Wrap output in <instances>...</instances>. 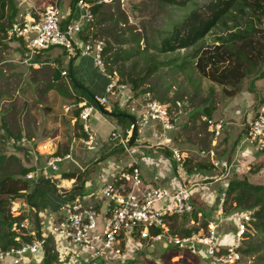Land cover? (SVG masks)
<instances>
[{
	"label": "rangeland",
	"instance_id": "obj_1",
	"mask_svg": "<svg viewBox=\"0 0 264 264\" xmlns=\"http://www.w3.org/2000/svg\"><path fill=\"white\" fill-rule=\"evenodd\" d=\"M4 1L6 12L11 6L10 12L15 11V21H21L35 9L42 10L49 4H56L61 8L62 16L71 24L75 23L73 17L64 15L68 13V6H72L73 0ZM211 1L213 0H191L185 8L168 6L160 0H127L123 4L114 2L105 5L89 24L92 42L102 41L105 46L102 56L105 74L117 84L127 87L130 95L137 101H142L143 104L151 100L157 101L168 108L174 125L168 137L182 156V167L188 173L200 175L196 182L197 190L192 191L191 202L200 198L204 206L196 200L198 206L192 204L195 211L193 215L173 220L170 230L178 236L184 235L190 229L200 233L207 232L211 225L207 222L209 216L218 233L221 231V235L235 234V226L229 218L233 213L244 210L235 209V204L230 201L228 208L231 205V213L223 212L224 182L246 180L250 184L264 186V154L261 153L259 156L263 160H259L251 168L240 160L237 162V172L228 171L226 177L219 178L220 175L213 172L214 161L232 160L233 152L241 141V123L245 118H250V113H255L264 102V61L247 72L234 95L230 94L233 91L231 87L213 83L203 77L196 67L197 60L206 52L214 51L221 44L222 38H229L238 29L244 30L247 27V16L234 11L225 24L219 25L193 48L172 54H161L158 50L162 40L172 32L174 26L182 23L191 11L203 8ZM102 16L107 18L102 19ZM7 23L6 20L2 22L3 25ZM138 39L139 44L136 43ZM26 51L24 44L18 40L7 41L0 47V179L5 176L19 179L24 168L33 167V171L40 169L48 154L41 155L39 147L47 145L52 153L60 154L64 159L50 177V182L62 193H74L75 188L84 183L86 171L87 183L83 195L90 193L96 189L101 171L112 172L120 160L119 157L128 155V152L123 151L120 140L113 139L114 148L110 155L96 154L102 144H107L104 140L107 136L106 129L100 131L97 145L90 148L84 144V138H79L82 131L75 118L76 110L72 108L70 112L66 111L67 107L75 105V96L79 93L73 91V95L70 94L69 97L55 89L58 85H67L63 84V80L58 84L54 82L55 71L60 73L62 69H66L70 76L71 72L73 75L78 70L70 66L71 59L64 48L54 47L44 52L43 56L35 60L39 62L38 66L32 65L34 60H30ZM195 54L197 58L189 59ZM54 55L59 56L53 60L48 59ZM81 58L84 61L83 70L93 78L104 75L95 66L92 57ZM153 66H157V70L151 72ZM73 79L78 81L74 76ZM91 95L96 99L93 93ZM206 118L223 120L226 124L224 134L228 138L223 134L217 146H214ZM122 137L129 141L128 134H122ZM12 139H25L28 143L24 146H12ZM228 141L231 142L230 145ZM167 149L164 151L165 148H162L161 151L168 154L169 148ZM211 151L214 156H211ZM254 152L256 153L255 149L246 143L241 156L244 159ZM101 160L103 164L95 167V163ZM78 165L84 169L80 170ZM211 172L214 173L213 176H210ZM70 173L82 174V177L74 182L65 181L63 175ZM41 188L33 201L40 206V220L38 212L32 211L25 199L15 201L13 205L20 204L19 213L28 220V232L36 233L40 222L43 232L50 234V209L57 205L55 202L61 200L54 199L56 195L52 187ZM101 204L104 205L103 202ZM199 206L207 208L203 211ZM130 247L131 255L127 257L125 264H216L207 258L196 261L193 256L173 250L171 246L165 248L163 244L142 243L137 246L130 242ZM55 248L53 239L50 238L47 252H41L38 255L39 263H35L46 264L44 261L48 254L50 258L47 264H63ZM253 248L257 249L251 250ZM239 253L241 261L238 264H260V259L264 258V231L256 229L251 223Z\"/></svg>",
	"mask_w": 264,
	"mask_h": 264
},
{
	"label": "built area",
	"instance_id": "obj_2",
	"mask_svg": "<svg viewBox=\"0 0 264 264\" xmlns=\"http://www.w3.org/2000/svg\"><path fill=\"white\" fill-rule=\"evenodd\" d=\"M126 1L77 0L76 8L81 10L82 17L79 23L74 24L62 16L58 5L49 4L42 10L35 9L28 13L21 21L16 20L8 32V38L22 41L30 59L54 47H62L69 58L92 57L95 66L105 74L102 62L104 43L92 42V39L83 42L80 36L84 26H88L93 20V8L96 5L114 2L123 4ZM67 76L66 71L62 72V77ZM126 88L110 78L105 90L106 96L101 97L99 103L106 104L108 97H117ZM75 107L80 109L76 120L87 136L84 142L91 146L94 135L90 119L97 111L96 107L83 101L67 107L66 111L70 112ZM149 123L158 125L166 136L174 129L168 108L157 101L151 100L145 104V110L137 125L145 127ZM206 123L217 146L226 124L223 120L211 118H206ZM242 128L243 141L251 145L257 153L264 154V102L252 117L244 119ZM112 137L120 140L121 146L129 153L128 140L116 132ZM27 143L25 139L11 141L12 146H24ZM47 154L44 165L30 172L24 179L32 186L39 184L40 179L52 177L64 161L63 157L54 156L51 149H48ZM173 155L178 164H181V154L175 151ZM213 165L216 169H222L223 175L225 172L227 175L229 165L226 162L214 161ZM105 176L99 193L100 199L96 196L94 203L85 204L78 193L60 195V206L50 212V234L43 232L40 222L36 233L28 232V220L25 219L21 227L25 229V235L32 236L33 239L6 251L0 250V264H30L41 252H47L50 238L53 239L59 260L63 264H125L127 257L131 255L130 242L137 246L142 243L163 244L165 248L171 246L193 257L208 258L216 264H238L241 261L239 251L249 232L252 221L250 213L236 212L230 216L236 232L232 243L228 245L221 241L215 225H210L204 233L178 236L171 232L169 221L172 218L191 216L195 212L191 203L192 186L183 185L178 192L172 193L166 188L146 183L135 160L111 178ZM20 208V204H14L12 213L21 215ZM37 215L40 220V214ZM17 241L20 242V238Z\"/></svg>",
	"mask_w": 264,
	"mask_h": 264
},
{
	"label": "trees",
	"instance_id": "obj_3",
	"mask_svg": "<svg viewBox=\"0 0 264 264\" xmlns=\"http://www.w3.org/2000/svg\"><path fill=\"white\" fill-rule=\"evenodd\" d=\"M190 1L191 0H160L161 3L176 8H185ZM76 2L77 0H73L71 6L73 12L76 9ZM104 7L105 5L103 4L96 5L93 8V15L95 17L98 16ZM11 9L12 6L6 12V2L0 0V47H3L7 41L17 40L15 38H8V32L11 30L16 19L15 11L10 12ZM234 11H238L243 14L244 17L247 16L248 19L245 21L247 27L244 30L238 29L227 39L222 38L220 40L221 44L217 45L214 51L206 52L196 62V67L203 77L222 87H231L233 91L230 94L234 95L237 86L245 78L247 72L249 70H254L259 63L264 61V0H213L203 8L194 9L182 23L174 26L172 32L162 40L158 49L159 52L161 54H172L180 50L193 48L210 35L219 25L225 24L229 17L233 15ZM104 18L107 17L102 16V19ZM251 19H253V21ZM5 20L8 21L7 25L2 24ZM237 28L238 25L236 26V29ZM90 30V25H88L81 33L80 39L83 42L93 38L89 36ZM136 43L139 44V39ZM195 58H197L196 54L192 55L189 59L194 60ZM156 70L157 66H153L151 72ZM111 74L112 72L109 73V75ZM61 78L60 73L56 71L54 74L55 82L59 81ZM78 84L81 85V83ZM70 85L73 91L79 93V95L75 96V105L87 100L89 104L96 106L97 102L95 98L86 87L78 88L72 80H70ZM55 89L64 90L66 88L60 85L59 87H55ZM134 90H136V87H134ZM70 94L69 91L64 92L65 96L70 97ZM75 110V118L77 119L80 109L75 107ZM106 112L108 113V111ZM120 112L121 111L114 107L110 113L118 114ZM208 115L210 116V113H208ZM80 129L82 131L81 125ZM242 133H244V131ZM79 138L86 139L87 136L82 131ZM54 156L61 157L60 154L55 153ZM231 161L226 162L224 160L223 163L226 162L229 165ZM33 170V167L22 169L19 179H15L11 176H5L0 179L1 251L17 247L21 243L30 242L33 239L32 236H26L25 229L21 227V224L26 218L22 215L16 216L12 213L11 209L15 201L22 199H25L29 205L32 206V211L35 212L36 210V212H38L40 209V206L33 201L37 198V195H39L42 189L41 186L51 188V184L53 183L50 182V178L48 180L40 179L39 184L32 186L24 179ZM63 176L65 181L74 182L81 179L82 174L70 173ZM230 201L235 204V209L241 208L244 212L250 213L253 226H255L256 229L264 231V186L253 185L246 180H231L225 191L223 203V212L225 214H229L232 211L231 205L230 209L228 208ZM33 206H35V209H33ZM42 207H45V205ZM3 229H5V231H3ZM193 233H197V231L190 229L182 236H190ZM18 238H20V242L17 241ZM256 249L253 248L251 250L255 251ZM49 258L50 255L46 254L44 261L46 264L49 263ZM194 259L199 261L201 258L196 256ZM260 264H264V258L260 259Z\"/></svg>",
	"mask_w": 264,
	"mask_h": 264
},
{
	"label": "crops",
	"instance_id": "obj_4",
	"mask_svg": "<svg viewBox=\"0 0 264 264\" xmlns=\"http://www.w3.org/2000/svg\"><path fill=\"white\" fill-rule=\"evenodd\" d=\"M61 5V4H60ZM76 11H72L71 5L68 6V13L64 14L68 17H70L69 15L71 14V17H73L75 19V22L79 23L82 17V12L79 9H75ZM85 28V26H84ZM22 43V42H21ZM26 49V48H25ZM27 53V51H26ZM44 53V52H43ZM43 53L38 56L41 57L43 56ZM28 56V53H27ZM59 55H54L51 56V58L48 59H55L57 58ZM80 57V58H79ZM82 56H75L73 58H70L71 60L70 62V66L78 68V70L74 71L73 76L78 80V83H81L82 88L86 87L88 89V91L92 94L95 95L96 100L99 101V99L101 97L105 96V88L110 80V77L107 74H104L102 77L99 78H93L92 75H90L88 72H85L83 70L82 64H83V59L81 58ZM83 58H87V57H83ZM37 59L36 58H31L30 60H34L32 62L33 66H38V61H35ZM67 71L66 69H62V71L60 72V76L62 77V72ZM56 72V71H55ZM67 77H62L59 81L54 82L55 83H59L61 80H63V84H67L66 86L63 85L66 89L64 90H57L58 92H61L64 94L65 91H69L72 95H73V90L72 87L70 85V76H69V72ZM62 85V84H61ZM80 85V84H79ZM60 85L56 86L59 87ZM87 101V100H85ZM107 103L106 104H101L103 109H104V113L101 112V110L98 107V104H96V112L93 114L92 118L90 119V127H91V131L92 134L94 135V141L92 143L91 146H87L86 143H84L88 148L92 147L93 145H97V138H99L100 135V131L103 129L107 130V136L104 138L105 141H107V144L104 146H100L101 149L99 151H96V154H105V155H110V151L112 148H114L113 146V137L112 134L113 133H119L120 135L122 134H128L129 137V141L131 139V132H128L126 129V121L124 118H120V117H116L114 115H118V114H129V115H133L137 122L139 121V119L142 117V114L145 110V104L142 103V101H137L136 99H134L133 96L130 95L129 90L126 88L124 90V92H121V94L117 97H108L107 99ZM74 105H72L71 107H73ZM116 107V109H118L119 111H121L118 114H111L110 112L112 111V109ZM108 111V113L106 112ZM255 113H250V116L252 117ZM123 119V120H122ZM180 119V118H178ZM79 123V122H78ZM173 124V123H172ZM80 125V123H79ZM138 126V125H137ZM174 126V125H173ZM241 128H242V123H241ZM225 131V130H224ZM243 132V130L241 131V133ZM224 134V132H223ZM169 135V134H168ZM168 135H164L160 128L158 127V125L154 124V123H149L148 125H146L145 127H137V139L136 142L134 143V145L130 148V151L128 153V155H121L119 157V161L117 162V160H115L117 162V166L114 167V170L112 172H107L104 171L98 175V182H97V187L96 189H93L90 193H84L83 195V191H84V186L87 183L86 182V176H87V172L85 171V179L84 183L82 184V186H79L77 188H75L74 193H79L78 195L83 198V201L85 204H90V203H94L96 200V196L98 199L99 198V193L103 184V180H104V176L106 178H111L113 175H115L116 173L120 172V170L122 168H124L125 166H127L132 160H135L137 162V165L141 171L142 174V178L144 180V182L146 183H150L153 184L155 186H159V187H163L166 188L168 191L175 193L178 192L183 185H187V186H192V191L193 190H197L195 189V187L197 186L196 182L199 179V174L195 175L193 172L192 173H188L186 171H184L183 167H182V163L178 164V162L175 160L173 152L176 151L175 148V144H173L171 142V139H169ZM225 138L227 137L226 134ZM242 138L241 141L239 143V145L237 146V148L234 150L233 152V158L232 161L229 164V169L228 171L231 172H237L238 167H237V162L238 161H243L245 164H247V167H250L253 165H255L256 163L258 164L259 162H261L262 157L259 156V153H252L250 157H246V158H242L241 156V152H242V148L245 146V142L243 141L244 137V133L241 134ZM228 138V137H227ZM129 141H128V146H129ZM236 142V141H235ZM229 145L231 144V142H229ZM215 146V144H214ZM41 149H39V152L41 153V155L46 156V154L48 153V150L46 149H50V147H48L47 145H44L42 147H39ZM162 148L166 151L168 150L167 148H169V152L164 153L162 150ZM122 149L124 150V147L122 146ZM160 150V151H159ZM172 152V153H170ZM214 154L213 151H211V154ZM212 154V155H213ZM185 155V154H184ZM183 155V156H184ZM239 155V158H237V156ZM71 157V156H70ZM69 157V158H70ZM72 159V158H71ZM260 160V161H259ZM259 161V162H258ZM74 162V161H73ZM221 162H224V160H221ZM75 163V162H74ZM103 161H97V163H95V167L102 165ZM80 170H83L84 167H82L81 165H78ZM249 170V168H248ZM264 170V169H263ZM222 169L219 168H215L213 169V172H217L221 177H226V172L223 175L222 174ZM211 172L210 176L212 174V176L214 175V173ZM229 173H227L228 175ZM258 177V176H256ZM255 178V177H254ZM228 181L224 182V190L223 193H225L227 185H228ZM78 191V192H77ZM59 194L62 195V192L59 191ZM56 198L58 200H61V196H56L54 199L56 200ZM197 200V198H195ZM196 200H192V204L195 206H198V203L201 204L202 206H204L203 201L199 198L198 203L195 202ZM57 205H54L55 207H51L50 212L52 211V209H55L56 207L60 206V201L59 202H55ZM200 208L203 209V211H205L204 208L207 207H201ZM29 208L32 209V206H30ZM33 209H35V206H33ZM208 211V209H206ZM206 211V212H207ZM40 214V213H39ZM201 217V214H199ZM176 219L178 220L179 218H172L170 219L169 223L171 224L173 222V220ZM49 220H50V215H49ZM212 218L209 216L207 217V222H209V224L214 225V223L211 222ZM193 223V222H192ZM220 234V239L223 243H225L226 245L231 244L232 242V237L233 235L230 234H226V235H221V231H219ZM175 250V248L173 249ZM38 259V260H37ZM201 259H205V257H202ZM37 260V261H36ZM40 258L39 256H36L33 260H31L30 264H36L35 262L39 263Z\"/></svg>",
	"mask_w": 264,
	"mask_h": 264
},
{
	"label": "water",
	"instance_id": "obj_5",
	"mask_svg": "<svg viewBox=\"0 0 264 264\" xmlns=\"http://www.w3.org/2000/svg\"><path fill=\"white\" fill-rule=\"evenodd\" d=\"M70 78L76 84V86L78 88H82V86L78 85V83L73 79L72 72L70 73ZM96 102H97L98 107L101 110V112L104 113V109H103L102 105L99 103V101L96 100ZM114 116L125 119V121H126V129H127L128 132H131V139L129 141V147H132L134 145V143L136 142V139H137V120H136V118L133 115H129V114H125V113L114 115ZM51 187L53 189V193L56 196H60V194L58 192V187L56 185H54V184H51Z\"/></svg>",
	"mask_w": 264,
	"mask_h": 264
}]
</instances>
